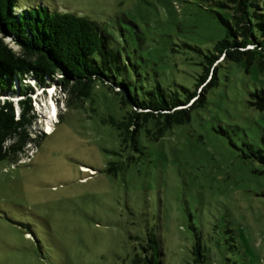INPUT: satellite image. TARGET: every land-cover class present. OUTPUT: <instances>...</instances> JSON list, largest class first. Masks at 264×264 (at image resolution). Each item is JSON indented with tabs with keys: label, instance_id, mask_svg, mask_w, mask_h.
Returning <instances> with one entry per match:
<instances>
[{
	"label": "rangeland",
	"instance_id": "rangeland-1",
	"mask_svg": "<svg viewBox=\"0 0 264 264\" xmlns=\"http://www.w3.org/2000/svg\"><path fill=\"white\" fill-rule=\"evenodd\" d=\"M22 1L96 21L132 90L159 84L169 98L194 91L226 34L220 18L231 19L225 0ZM219 61L187 120L165 130L148 121L134 144L121 123L135 107L120 103V88L95 80L72 101L59 84L39 89L31 142L16 161L0 160V264H132L148 234L162 264H200V254L202 264H264V166L254 153L264 151V110L251 103L264 71L256 60ZM49 98L57 110L46 134Z\"/></svg>",
	"mask_w": 264,
	"mask_h": 264
},
{
	"label": "trees",
	"instance_id": "trees-1",
	"mask_svg": "<svg viewBox=\"0 0 264 264\" xmlns=\"http://www.w3.org/2000/svg\"><path fill=\"white\" fill-rule=\"evenodd\" d=\"M219 4L231 11L230 20L220 18L226 34L205 56L207 64L197 77L194 91L182 87L187 93L181 99L167 97L159 84L157 92L133 91L130 81L120 77L126 63L96 21L69 11H50L41 4L0 0V160L13 162L24 153L38 118L32 101L39 89L54 83L70 91V101L86 96L95 80L120 88V103L135 107L121 123L123 140L129 138L134 144L140 127L148 121L165 130L187 120L189 109L204 100V91L215 82L221 57L222 61H244L246 65L256 60L258 69L264 71V0H225ZM249 44L252 47L246 48ZM251 96V103L264 110V87L255 89ZM254 153L264 166L263 149ZM148 235V245L142 247L141 255L133 257L132 264H162L158 239ZM197 248L200 250L199 245ZM198 261L202 264L201 254Z\"/></svg>",
	"mask_w": 264,
	"mask_h": 264
},
{
	"label": "bare ground",
	"instance_id": "bare-ground-1",
	"mask_svg": "<svg viewBox=\"0 0 264 264\" xmlns=\"http://www.w3.org/2000/svg\"><path fill=\"white\" fill-rule=\"evenodd\" d=\"M39 105L41 104H38V107H41ZM47 108H48V111H47L48 115L47 114L45 115V123H44V130H43L46 134L52 131L54 121L56 120V119L54 120L52 119L54 116V112H56L57 110V106L53 98L48 99ZM83 169H85V167H83Z\"/></svg>",
	"mask_w": 264,
	"mask_h": 264
}]
</instances>
